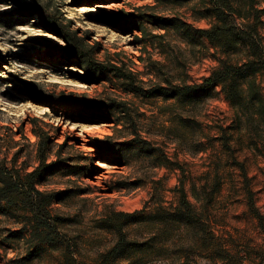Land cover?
Wrapping results in <instances>:
<instances>
[{
	"label": "rangeland",
	"instance_id": "374dc122",
	"mask_svg": "<svg viewBox=\"0 0 264 264\" xmlns=\"http://www.w3.org/2000/svg\"><path fill=\"white\" fill-rule=\"evenodd\" d=\"M200 12L198 0H0V161L32 169L36 120L53 139L48 161L74 168L41 186L51 243L0 216V264H264V124L239 121L219 86L144 99L60 58L77 44L146 89L199 84L223 57L181 37L179 22L209 27ZM180 186L188 227L172 213Z\"/></svg>",
	"mask_w": 264,
	"mask_h": 264
},
{
	"label": "trees",
	"instance_id": "16d2710c",
	"mask_svg": "<svg viewBox=\"0 0 264 264\" xmlns=\"http://www.w3.org/2000/svg\"><path fill=\"white\" fill-rule=\"evenodd\" d=\"M198 1L202 11L198 15L210 21L209 27L192 29L188 24L179 22L177 29L187 44L206 43L223 56L218 58V65L199 84L185 82L176 84L165 79L164 85L157 84L146 89L131 72H123L117 66L106 67L91 61L89 55L77 44L68 55L59 57L79 60L78 63L85 72L84 81L86 79L96 81L104 75H111L119 81L126 93L144 99L155 97H163L165 100L186 99L212 86H219L224 100L234 108L239 121L244 120L248 123L258 121V125L264 124V84L261 81L264 77V38L261 33L264 27L262 20L264 7H256L257 2L264 4V0ZM149 19L154 25L158 23L155 18ZM47 24L52 25V22ZM54 26L55 32L62 31V26ZM135 39L139 40L137 37ZM55 103L57 106H66L62 100ZM35 122L36 120H33L32 126L36 137L34 144L36 164L32 169L29 170L30 166L25 165L23 169L18 170L15 164L7 167L0 161V216L6 218L11 215L21 216L23 226L15 234L24 232L31 240L38 239L44 244L51 243L46 231L52 223L55 225V220L50 215L52 200H44L45 193L41 186L49 176L60 171L62 167L70 169L69 171L74 168L62 166L58 158L48 161L52 156L53 139L46 132L38 130ZM241 171L245 173L243 168ZM177 192L179 206L172 213L176 215V223L188 227L189 222L194 220L195 213L182 186L177 188ZM249 207L256 218L261 220L251 201Z\"/></svg>",
	"mask_w": 264,
	"mask_h": 264
},
{
	"label": "bare ground",
	"instance_id": "6f19581e",
	"mask_svg": "<svg viewBox=\"0 0 264 264\" xmlns=\"http://www.w3.org/2000/svg\"><path fill=\"white\" fill-rule=\"evenodd\" d=\"M40 35L44 37L45 36V33L44 32L43 33H40Z\"/></svg>",
	"mask_w": 264,
	"mask_h": 264
}]
</instances>
